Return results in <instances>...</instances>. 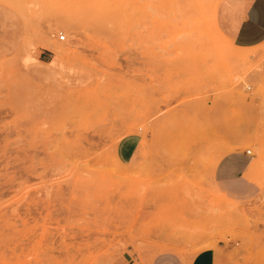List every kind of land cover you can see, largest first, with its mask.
Returning a JSON list of instances; mask_svg holds the SVG:
<instances>
[{"label": "rangeland", "instance_id": "obj_1", "mask_svg": "<svg viewBox=\"0 0 264 264\" xmlns=\"http://www.w3.org/2000/svg\"><path fill=\"white\" fill-rule=\"evenodd\" d=\"M221 1L0 0V264H188L261 243L213 177L118 155L152 134L206 169L245 154L264 206V43L232 46Z\"/></svg>", "mask_w": 264, "mask_h": 264}, {"label": "crops", "instance_id": "obj_2", "mask_svg": "<svg viewBox=\"0 0 264 264\" xmlns=\"http://www.w3.org/2000/svg\"><path fill=\"white\" fill-rule=\"evenodd\" d=\"M216 24L221 34L232 46L242 50L253 49L264 43V0H222L217 7ZM142 147L143 140L140 136L124 139L119 144L118 151L123 165L133 170L146 166L151 173H156V175L180 168H185V171H199L197 175L213 177L214 188L227 194L231 202L244 201L246 203V216L248 220H251L246 228V241L256 240L261 243L256 248L251 250L247 248L244 252L236 253L234 247L228 248L220 241L190 255L188 264H239L241 255L264 256V206L258 200L261 190L258 185L249 180L251 166L255 159L242 153H225L215 157L211 155L210 159L216 162L206 169L205 164L192 163L205 160L201 158L204 156L203 153L159 151V139L153 134L150 136L149 151H142ZM244 174H246L245 177ZM211 239L208 238V240ZM163 255L179 256V254L169 252Z\"/></svg>", "mask_w": 264, "mask_h": 264}, {"label": "bare ground", "instance_id": "obj_3", "mask_svg": "<svg viewBox=\"0 0 264 264\" xmlns=\"http://www.w3.org/2000/svg\"><path fill=\"white\" fill-rule=\"evenodd\" d=\"M210 6V5H209ZM203 12V11H202ZM211 14H212V12H210ZM203 14V13H202ZM212 20V19H211ZM211 20H210V23H211ZM212 25H213V23H212ZM212 29V28H211ZM215 30V29H214ZM213 32V31H212ZM210 33H211V31H210ZM214 33V32H213ZM214 35H216V37H218V39H220V36H219V34L215 31V34ZM222 42V41H221ZM220 45H222V43L220 44ZM221 48H222V46H220ZM242 50V49H241ZM245 50H250V49H245ZM63 50H61V52H62ZM230 52V51H229ZM246 52V51H245ZM248 52V51H247ZM232 54L234 53V52H231ZM230 53V54H231ZM239 52H237L236 54L234 53L233 55L231 54V57L232 58H234V59H238V58H240V54H242L241 52H240V54H238ZM249 53V52H248ZM243 55H244V53H243ZM245 55H247V54H245ZM248 58H250V57H248ZM242 59V58H241ZM244 60V59H243ZM245 61H247L246 59H245ZM242 62V61H241ZM240 62V63H241ZM244 62V61H243ZM52 65V64H51ZM222 144V143H221ZM237 149V148H236ZM227 155V154H226ZM224 157V156H223ZM215 167V166H214ZM221 197V196H220ZM229 204V203H228ZM47 263V262H46Z\"/></svg>", "mask_w": 264, "mask_h": 264}, {"label": "built area", "instance_id": "obj_4", "mask_svg": "<svg viewBox=\"0 0 264 264\" xmlns=\"http://www.w3.org/2000/svg\"><path fill=\"white\" fill-rule=\"evenodd\" d=\"M60 37H61L60 38L61 40H65L66 39V36L61 35ZM249 154H250V152H249Z\"/></svg>", "mask_w": 264, "mask_h": 264}]
</instances>
